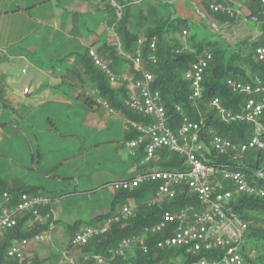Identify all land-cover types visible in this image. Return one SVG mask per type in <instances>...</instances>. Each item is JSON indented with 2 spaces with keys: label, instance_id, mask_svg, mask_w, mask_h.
I'll use <instances>...</instances> for the list:
<instances>
[{
  "label": "trees",
  "instance_id": "obj_1",
  "mask_svg": "<svg viewBox=\"0 0 264 264\" xmlns=\"http://www.w3.org/2000/svg\"><path fill=\"white\" fill-rule=\"evenodd\" d=\"M102 1V0H101ZM104 1V0H103ZM212 0H204L205 6L210 9ZM251 2L255 3L253 0ZM121 8V18H117L114 8L110 6V2L106 0L105 8L109 14L108 26L112 32V42L103 43L95 50L107 64L112 72L120 75L126 73L136 79L138 76L131 67L128 57L134 56L136 52L142 53L144 59V66L149 70L153 76V88L158 90L163 96V104L167 110L168 117L170 118L169 124L178 126V114L174 110L175 106H179L187 114L191 121L198 122L203 120L205 128L201 132V137L207 144L206 125L213 129L218 134L231 139L234 142L240 143L248 139L252 133V126L247 124H230L225 125L220 122L218 116L214 111L207 108L206 104L214 96L220 98L222 105L228 110L238 109L237 105L243 100V96L231 93L227 90L225 82L228 78L237 79L244 82H252L253 77L264 79V62H258L255 58V48L257 45L264 43V16L259 15V8L250 16H257L259 22L262 23V37L261 42L253 43V47L242 48L241 45L235 47H224L219 41H214L213 44L202 46L197 44L198 36L194 34L192 38L182 43L181 38L186 37L190 27L186 23V19L172 17L170 13V3H164L161 0H115ZM219 2H227L230 4L232 0H216ZM96 3V2H95ZM257 5V4H256ZM133 10V12H132ZM214 12V11H213ZM249 17V16H248ZM232 22L236 21L235 17H231ZM186 32L183 37L182 33ZM156 38V63L152 65L148 62L150 53L148 51V43L151 38ZM90 47H85L82 53L72 52L70 55L76 58L73 64L80 68V73H75L72 68L65 69L66 73L61 81V87H75L77 97L83 98L80 102V107L84 110L94 111L98 110L101 105L96 102V97L103 98L107 104L106 111L110 114L116 115L122 120L124 130L121 132L122 142L120 144L126 147L127 142L138 136L135 130H125V123L129 121L148 123L149 119H143L141 115L128 109L125 105L127 99V86L126 84H110L105 74L99 69H96L89 57L88 50ZM92 48V47H91ZM208 51L212 55L210 67L206 70L203 76V98L197 104H193L188 100L189 84L184 80V73L190 67V64L196 61L203 51ZM66 58L62 59L64 62ZM73 67V66H72ZM73 73L74 78H70ZM69 75V76H68ZM85 86L90 88V91L96 90L97 95H90V91H84ZM85 94V95H82ZM81 95V98H80ZM0 105L2 108L6 107V101L3 99L2 87H0ZM9 114L0 118V131L4 135H9L12 139H18L22 146H19L17 154L15 151L9 154L8 151L2 150L3 145L0 147V174L2 171H9L16 178H0V213L3 208L12 210L17 204V195L26 193L30 196L41 195L50 200L46 208L41 211V214L48 212L50 204L56 198L63 194H70L71 192L66 185L61 186L60 189H44L38 186H24L19 183L18 171L34 172L47 179H59L53 175L52 172L56 167H52L46 157L47 151L43 149L39 143H31L29 135L23 129H19L15 124V129H12L13 124L9 122ZM14 118V117H13ZM56 120V119H55ZM54 118L46 117L44 125L46 131L50 132V137L55 142L69 143L68 141H76L78 150L83 153L86 150L84 141L74 134H64L57 128ZM264 122V120H263ZM34 136V134L32 135ZM35 136H38L35 134ZM127 148V147H126ZM128 149V148H127ZM129 154L131 152L128 150ZM247 153V152H246ZM12 155V156H11ZM22 155V158L19 157ZM142 147L135 150L131 154L132 163L137 171L131 173L119 180H128L132 176L149 170L147 168H140V163L143 160ZM208 157V154L204 152ZM245 155V154H243ZM241 154H232L229 157L217 156L211 152L210 157L214 161L223 162L227 165L235 166L242 170L247 176L249 182L264 190V166L259 168L261 158H264L262 152H257L252 157L254 158V166L249 162L240 164ZM12 157V158H10ZM16 158V160L14 159ZM182 158L175 153H170L167 150H160L157 160L149 162L151 167L156 169L163 168L165 170H181ZM261 172L262 177L258 178L256 173ZM66 179V178H64ZM118 180V179H117ZM116 180V181H117ZM115 182V181H112ZM112 182L106 183L107 186ZM105 184V185H106ZM77 190L76 192H78ZM3 193L8 194V202L2 198ZM153 189L151 187L135 188L130 192H117L112 196L110 209L104 215L92 218L87 224L81 221L75 222L74 225L68 227L70 229L68 238V247L72 248L69 239L80 229L84 227L94 226L101 223L104 219L114 218L119 215V211L130 201L134 202V209L132 216L127 218H120L117 223L111 225L108 232L103 236L93 239L90 244L86 246L77 247L81 251V259L87 258L90 261L94 256L101 255L108 258V251L116 249L119 243L126 238L140 235L143 230L150 224L159 220L162 210L173 209L176 206H182L180 198L176 199L174 203L164 202L160 206H148L147 200L152 197ZM234 212L237 213L247 225V230L244 233L245 246L242 249L245 257L252 253L250 247L253 243L260 245V251L252 261L256 264H264V196L252 195H238L232 200ZM17 221V225L12 229L5 230L0 235V264H11L7 261H13V264L18 263L15 260L7 258L5 255L6 249L13 241H18L22 238H31L35 233H41L48 228L49 220L31 224L32 217L29 214L12 213ZM45 215V214H44ZM54 225V224H53ZM152 246L153 242L149 240ZM131 257L127 256L126 259L120 258L113 261L116 264L127 263L132 261L131 264H158L164 258L173 255L175 258L181 256L184 259V264H194L196 258L188 257L180 250H162L156 251L150 249L148 256H143L140 251L135 247L133 248ZM130 259V260H129ZM26 262L18 263L25 264ZM32 264H37L36 262Z\"/></svg>",
  "mask_w": 264,
  "mask_h": 264
},
{
  "label": "built area",
  "instance_id": "obj_2",
  "mask_svg": "<svg viewBox=\"0 0 264 264\" xmlns=\"http://www.w3.org/2000/svg\"><path fill=\"white\" fill-rule=\"evenodd\" d=\"M108 1L117 18H121L122 11L115 0ZM253 1L259 7V15L264 16V0ZM210 8L216 13L227 12L230 16L234 14L228 8H222L216 0L211 1ZM246 20L259 22L256 15H249ZM185 35L184 31L182 36ZM156 42L157 39L153 37L148 43V62L152 65L156 63ZM254 50L256 60L263 63L264 43L257 45ZM87 54L94 67L105 74L110 84H126V107L141 115L143 119L150 120L147 124L134 121L125 123L126 131L133 129L138 134L126 144L131 154L142 147L144 155L140 164L144 165L155 162L160 150H167L182 158L184 167L181 170L149 169L128 180H117L110 184L113 194L151 187L153 193L147 200L148 206H160L164 202L174 203L178 198L183 202L182 206L162 210L159 220L148 225L140 235L123 239L116 249L108 251V258L96 255L95 261L103 264L107 259H126L128 255H133V248L136 247L143 256H148L151 248L156 251L178 249L186 256L196 258L194 264H256L252 261L253 252L248 254V258L243 253L247 225L234 212L232 200L235 196L246 194L261 197L264 196V190L252 185L241 169L216 162L210 155L213 152L217 156L229 157L236 153L243 155L249 151H260L264 154V79L253 77L252 82L233 78L226 80L228 91L244 97L236 110L225 108L217 96L206 104L225 125H251V136L244 142L237 143L206 125L205 144L201 137L205 128L203 120L191 121L179 106L174 107L179 125L169 124L170 118L163 104V96L153 88V76L144 66L142 53L136 52L134 56L128 57L138 76L136 79L126 73L118 75L112 72L95 49L89 48ZM211 61V53L204 50L184 73V80L189 84L188 100L193 104L203 98V76ZM89 94L96 96L98 93L92 90ZM96 102L108 109V104L103 98L96 97ZM256 176L260 178L262 173L258 172ZM2 198L6 202L9 200L7 193H3ZM49 203L50 200L39 194H18L15 208H3L0 213V235L17 225L12 215L14 212L31 215V224L49 220V212L41 214ZM133 209V206L125 205L117 217L107 218L94 226L80 229L69 239L71 246L76 248L90 244L93 239L108 232L111 225L117 223L120 218L132 216ZM53 227V222H50L46 231L35 233L31 238L11 242L6 249V257L18 263L30 264L25 258L27 248L35 242L49 239ZM149 240L153 242L152 246Z\"/></svg>",
  "mask_w": 264,
  "mask_h": 264
},
{
  "label": "rangeland",
  "instance_id": "obj_3",
  "mask_svg": "<svg viewBox=\"0 0 264 264\" xmlns=\"http://www.w3.org/2000/svg\"><path fill=\"white\" fill-rule=\"evenodd\" d=\"M134 1L138 2L139 0ZM161 1L168 3L170 0ZM171 1L172 4L169 10L172 17L186 19V23L190 27L186 35V40L191 39V36L197 34L198 40L196 41V46L200 43H202V46H205L207 44H213L214 41H219L220 44L226 48L241 45L242 48L248 47L251 49L253 43L261 42L260 24H254L246 20L243 12L244 10H239L237 5H229L227 2L217 3L222 8L226 10L228 8L234 13L230 16L227 12H213V10L207 8L205 3L201 0ZM42 12L44 14H49L50 7H44ZM231 17H235L236 21L232 22ZM92 31L97 32V29L94 28ZM101 37L106 38V35L102 34ZM84 49L85 46H78L76 48L79 53H82ZM60 52L61 51L52 50L50 54L47 57L44 56L45 58H42V60L45 59L46 63H50V61L54 62L56 58L58 59V57H60ZM72 66V70H74L75 73L81 72L79 67ZM24 70L27 71L28 67H24ZM15 74L18 75L16 77H19L21 72L18 70L13 73V77H15ZM84 91H90V88L85 86ZM70 98L75 102L73 103V109L65 108V106L64 109L56 112L58 115H55V118L54 115L50 117L54 118V120L56 119L55 123L57 128H59L58 130L64 134H71L72 130H77L79 138L81 141H84L86 150L81 153L80 150L76 149V141L72 142L70 140L68 141L69 143H60L53 141L51 138H46L40 143H42V147L47 150L46 157L49 163L52 167H56L52 174L56 175L55 177L59 179L42 178L34 172H22L17 169L19 176L23 174L18 180L19 183L24 186L32 185L43 187L45 190H59L61 186L66 185L71 192L70 194H63L52 201L48 212L51 214L49 222H53L54 225H57V223L61 221H81L83 224H87L96 214L108 211L111 192L106 183L117 180V178L129 176L132 163L131 154H129L128 149L120 144V141L122 142V140H120L121 131L124 127L122 120L116 115L108 113L104 107H100L98 110L94 108V111L82 109L79 104L80 99L75 94ZM82 100L83 98H81V102ZM48 107L49 106L43 107L41 111L37 112L42 116V120V112ZM23 111L22 107H17L16 110L12 111V113L16 114L21 120L20 123H18L19 126H26V122L31 119V116L29 115L28 117L26 114L28 120L23 123L22 120L25 118L27 119ZM38 114L35 115L36 119L38 118ZM19 144L22 143L18 139H12V137L4 135V133L0 131V147L3 145L2 150L5 152L8 151L9 154L15 151V154H17ZM256 153L257 151L245 153L240 159V164L249 162L254 166L255 160L252 156ZM14 159L16 160L15 157ZM263 166L264 158H261L259 168ZM140 168L156 169L155 167H151L149 163L140 165ZM19 172H21V174ZM2 177L16 178L9 171L4 170L2 174H0V178ZM77 190L79 191L76 192ZM52 238V240L47 239L42 242L33 243L32 248L35 249L36 255L40 258L47 259V261L41 262V264H68V261H72L73 264H98L93 259L91 261L90 259L87 260L86 257L81 259V251L79 248L72 247L65 250L66 243L61 242V239H57L56 236ZM248 248L254 250L252 254L254 257H256L257 253L260 251V245H256L255 243ZM128 256L131 257V255ZM131 262L130 260L125 264H131ZM103 264L116 263L107 259ZM158 264H184V259L181 256L175 258L171 255L168 258H164Z\"/></svg>",
  "mask_w": 264,
  "mask_h": 264
},
{
  "label": "crops",
  "instance_id": "obj_4",
  "mask_svg": "<svg viewBox=\"0 0 264 264\" xmlns=\"http://www.w3.org/2000/svg\"><path fill=\"white\" fill-rule=\"evenodd\" d=\"M170 1L168 3L172 4ZM105 5L106 0H99L96 3L91 0H0V87H2L3 99L6 101V107L2 108L3 105H0V113H2L0 118L7 114L11 115L9 122L13 124L12 129H15L14 125L17 124L19 129L28 133L31 143H39L42 147L40 142L50 138L44 119L51 115L55 118V115H58L56 112L64 109L65 106L70 109L74 106L75 102L70 97L77 95L75 87L60 86L63 76L68 73L65 69H71L76 62V58L70 54L76 52L78 46L92 47L96 50L99 45L112 42V32L108 26L109 14ZM229 5H237L239 10H244L246 18L259 8L250 0H232ZM46 6L50 7V12L45 15L42 9ZM255 23L260 24L262 37V23ZM94 28L97 32L92 31ZM102 34H105L106 38L101 37ZM181 41L183 44L186 43V37L181 38ZM52 50L61 51L60 57L54 62L46 63L42 58L47 57ZM65 57L70 58L61 62ZM24 67H28V70L25 71ZM18 70L21 72L20 76L16 77L18 75L15 74L13 77V73ZM71 77L74 78L73 73ZM46 106H49V110L48 108L43 110L42 120V116L37 112ZM17 107L23 108L24 115L31 116L30 120L27 115V119L22 120L23 123L28 120L26 126H19L20 118L12 113ZM36 114H38L37 119ZM72 134L75 138L79 137L77 130H72ZM19 157L22 158V155ZM130 168V174L137 171L133 165ZM110 195L109 209L113 193L111 192ZM127 205L135 206L133 201ZM105 213L107 211L94 217ZM75 222L57 223L49 239L52 240V237L56 236L61 242L66 243L65 250H68L67 241L70 236L68 227ZM32 246L33 244L25 252L26 261L30 264L47 261L37 256ZM9 262L13 264V261H7ZM70 262L68 261V264H73Z\"/></svg>",
  "mask_w": 264,
  "mask_h": 264
}]
</instances>
